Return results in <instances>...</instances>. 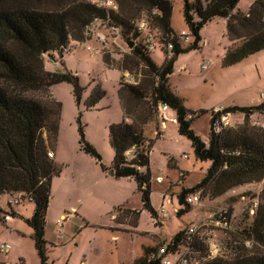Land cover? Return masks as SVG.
I'll return each mask as SVG.
<instances>
[{
    "label": "rangeland",
    "instance_id": "obj_1",
    "mask_svg": "<svg viewBox=\"0 0 264 264\" xmlns=\"http://www.w3.org/2000/svg\"><path fill=\"white\" fill-rule=\"evenodd\" d=\"M170 1V27L176 35L184 32L189 36V43H180L186 47L194 37L183 17V0ZM253 1L239 0L234 12L246 13ZM132 14L136 25L141 13L133 7ZM225 30L223 19L207 23L200 31V49L178 54L173 63L174 74L168 79L170 90L185 100L190 111L197 113L190 128L204 141L209 138L210 106L255 107L264 102V50L240 63L223 66L221 57L228 43ZM147 32L153 43L150 55L157 65H161L166 59L161 33L152 22H149ZM131 40V34L123 38L109 25L98 24L86 35L85 41L77 42L91 50L71 41V52L64 56L63 64L61 62L57 69L51 64L52 60L44 56L47 70L70 73L82 88L79 102L73 85L68 82L53 85L48 93L61 104L54 150L49 151L52 153L49 159L61 167V172L52 178L44 222L47 264H81V261L82 264H129L142 255L147 244L164 247L176 230H183L186 236L178 252L191 264L215 257L230 259L242 250L247 252L257 248L264 251L262 246L246 239L255 207L264 202L260 197L264 183L235 187L216 197L211 196L209 189L200 190V202L191 205L182 215H176L175 208H184L178 202L179 193L195 186L210 162L195 158L189 140L177 135L175 124L166 122L163 140L156 139L149 151L150 203L159 208L162 193L169 202L172 201V204L165 203L163 216L157 213L158 210L156 218H151L143 208L141 193L133 180L113 178L109 174L114 152L109 144L108 128L110 124L122 121L118 90L123 72L117 68L123 57L130 53L127 42ZM202 40L205 44L201 46ZM139 41L143 42V38L137 39V43ZM209 58L207 69L201 72V64ZM180 63L187 65L181 73L176 71ZM137 73L134 77L140 78ZM95 90L102 94L90 104ZM78 120L85 140L98 152L106 170L82 150ZM262 120L264 114L255 111L249 117V124L264 127L260 124ZM231 123L230 128L241 125L243 114L232 113ZM161 127V119L154 112L153 121L143 127V134L146 139L156 138L155 133ZM132 154V151L127 152L126 157ZM183 154L186 159L181 158ZM180 170L186 172L180 173ZM158 178H161L159 182ZM10 195L0 197L3 209L7 213L16 211L19 216L15 213L10 222L0 220V245H9L7 251H0V264H40L31 238L32 230L25 222L33 212V202L25 194ZM17 195H20L19 203L12 204L10 209L7 203ZM140 210L143 211L141 215ZM221 211L227 213L229 227L226 229L216 224L217 214ZM61 215L66 219L62 222L59 238L55 222ZM137 219L134 231L130 226ZM153 227L159 234H146L154 231ZM169 258L174 260L175 257L170 255Z\"/></svg>",
    "mask_w": 264,
    "mask_h": 264
},
{
    "label": "trees",
    "instance_id": "obj_2",
    "mask_svg": "<svg viewBox=\"0 0 264 264\" xmlns=\"http://www.w3.org/2000/svg\"><path fill=\"white\" fill-rule=\"evenodd\" d=\"M238 1L183 0V17L194 40L182 47L170 27V0H115V11L97 7L87 0H0V197L25 194L33 202V212L25 222L32 230L40 264H47L44 222L51 181L61 172V167L47 156L48 151L54 150L61 110V104L48 93L53 85L68 82L73 85L79 102L82 91L75 76L47 70L44 56L52 60L53 54H60L71 41H85L86 29L94 19L117 28L123 38L132 35L128 41L133 43L130 53L123 57L117 69L132 77L139 71L137 75L141 77H134L135 83H126L122 77L119 83L120 106L129 122L122 120L109 125V144L114 152L110 169L114 178L134 180L143 208L151 218H156V211L149 200V151L158 136L146 139L143 127L153 121L154 112L159 119V105H166L175 113L177 133L189 140L195 158L210 162L204 177L179 193L178 202L184 208L176 212L177 216L190 209L183 202L188 193L209 189L211 196L216 197L237 186L264 183V127L249 124L253 112L264 114V102L255 107H226L231 113L241 112L243 123L219 134L209 131L205 143L190 128L197 113L185 108L182 99L168 86L178 54L199 50L200 31L214 19L226 20V35L235 42L226 50L223 66H231L264 50V0H254L246 13L234 12ZM133 7L141 14L156 10V14L148 15V22L160 31L165 55V46L171 43L173 47L172 56L163 64L157 65L144 43H137L141 35L132 20ZM101 94L95 90L90 104ZM78 124L82 150L106 170L98 152L85 140L79 120ZM128 151L133 152L129 158ZM260 197L264 199V185ZM9 214L16 215L14 211ZM246 235L247 241L264 248V202L257 205ZM185 238L184 231L179 230L164 247H144L142 255L132 264H160L158 250L164 248L165 254L176 253ZM243 251L230 259L215 257L200 264H264V251L257 248Z\"/></svg>",
    "mask_w": 264,
    "mask_h": 264
},
{
    "label": "built area",
    "instance_id": "obj_3",
    "mask_svg": "<svg viewBox=\"0 0 264 264\" xmlns=\"http://www.w3.org/2000/svg\"><path fill=\"white\" fill-rule=\"evenodd\" d=\"M87 1H89L90 3L100 8L113 10V11L117 10V5H116L115 0H87ZM149 14L151 15L156 14V10L150 9L148 12L142 13L140 20L135 25V28H136V31L141 35V38H143V43L146 49L148 51H151L153 50L152 38L147 32L148 25H149V22H148ZM98 24H100V21H98L97 19H94L90 23V25L87 27L86 35L90 34L94 29H96ZM112 29L118 32L117 28L112 27ZM178 40H179V43H189V36L186 33L181 32V34L178 35ZM75 44H80V43L75 42ZM80 45L85 46L83 43H81ZM85 48L86 50H91L90 47L87 45L85 46ZM172 48L173 47L171 43H168L165 46L166 58H170L172 56ZM70 52H71V47L70 45H67L66 47L62 48L60 54L54 53L53 59H52L53 66L57 68L62 62L64 56ZM208 65H209V61H205L203 64H201L200 71L204 72L207 69ZM122 77H123V81L126 83H135L132 76H130L128 73H122ZM167 109L168 108L166 105H159L158 107V116H159V119H161L162 127L160 131L155 133V135H157L159 139H163L164 137V131H165L164 122L166 121V119L163 117L162 113L166 111ZM231 118H232V113L230 111H226L225 108L223 107H215L211 109L210 120H209V131H211L214 134H219L224 129L232 127ZM47 156L51 158L52 153L48 151ZM182 158L184 159L186 158V156L182 155ZM157 180L159 182L161 178H158ZM17 196H18L17 198L13 199L14 203H19L20 195H17ZM160 197H161V204L159 208V214L163 216V214L161 213L164 210L163 208H164L165 203H169V200L166 196H164L163 193L161 194ZM183 202L190 206L198 204L200 202V191H196V192L188 193L184 195ZM251 213H253V209H251ZM225 215H226V211H221L217 214V217H216L217 218L216 224L219 227L224 228V229L229 227V222H228V219L225 217ZM10 219H11V215L9 213H5L2 215L3 222H8ZM65 219H66V216L62 215L58 219H56V222H55L57 226V234L59 238L61 235L62 222ZM8 249H9V245L7 244L0 245V251L5 252ZM170 255L175 257L174 260L169 258ZM157 256L160 258V264H191L189 262V259L185 255H182L179 252H176L173 254H165L164 248H160L158 250Z\"/></svg>",
    "mask_w": 264,
    "mask_h": 264
},
{
    "label": "crops",
    "instance_id": "obj_4",
    "mask_svg": "<svg viewBox=\"0 0 264 264\" xmlns=\"http://www.w3.org/2000/svg\"><path fill=\"white\" fill-rule=\"evenodd\" d=\"M225 22H226V20L225 19H223ZM225 33H226V30H225ZM204 43L203 44H201V46L202 45H204L205 44V40H202ZM233 44H235V42L234 41H231V40H229L228 39V43H227V45H226V47H225V50H224V53L222 54V57L221 58H223V56H224V54H225V52H226V50L229 48V47H231ZM261 51H263V50H261ZM261 51H259V52H261ZM259 52H257V53H255V54H258ZM255 54H253V55H255ZM252 55H250V56H247L244 60H246L247 58H249V57H251ZM65 58V57H64ZM64 58H63V60H62V64H63V61H64ZM177 59V58H176ZM175 59V60H176ZM209 60H211L210 58L208 59V61ZM244 60H242V61H244ZM242 61H240V62H242ZM240 62H238V63H240ZM52 64V63H51ZM237 64V63H236ZM174 65L175 64H173V66H172V74L171 75H173L174 74ZM234 65V64H233ZM186 67H187V65L185 64V63H180L179 64V66H178V68H177V72H183V71H185L186 70ZM57 69V68H56ZM56 69H54V70H56ZM52 71V70H51ZM57 71V70H56ZM120 72V71H119ZM171 75L169 76V78L171 77ZM168 78V79H169ZM168 86H169V81H168ZM169 89H170V86H169ZM171 91V90H170ZM174 95H176V96H178V94L177 93H175V92H173V91H171ZM179 97V96H178ZM180 98V97H179ZM182 99V98H181ZM182 101H183V104H184V107L185 108H188V107H186V102H185V100L184 99H182ZM232 106H237V105H229V106H225V107H232ZM215 107H224V106H217V105H213V106H210V108H209V110H211V109H213V108H215ZM237 107H240V106H237ZM189 109V108H188ZM120 111H121V118H122V120H125V121H127L128 122V119H125L124 118V115H123V112H122V109H121V106H120ZM162 115H163V117L166 119V121L164 122V125H165V131H164V136H165V134H166V130H167V126H166V122H170V123H172V124H175L176 125V127H175V131H176V133H177V128H178V126H177V123H176V120H175V113L173 112V111H171V110H169V109H167L166 111H164L163 113H162ZM262 126H264V120H262L261 121V123H260ZM177 135H178V133H177ZM164 138V137H163ZM149 139H152V138H149ZM160 140V139H159ZM163 140V139H162ZM206 141H204L203 140V142H205V143H207V141H208V139H205ZM154 143V142H153ZM153 145V144H152ZM130 151H128V153H129ZM164 153H166V154H168V152H164ZM54 154V157H55V153H53ZM183 155H185L186 156V154H183ZM181 158H182V156H181ZM186 158H187V156H186ZM186 158H184V159H186ZM175 160V159H174ZM176 161V160H175ZM149 164H150V162H149ZM111 167V166H110ZM108 171H110V168H109V170ZM113 172V171H112ZM182 172H186V171H183V170H180V173H182ZM204 175H205V173L203 174V176H202V178L204 177ZM112 177L114 178V176L112 175ZM202 178H200V180L202 179ZM118 179H128V180H133L132 178H118ZM134 181V180H133ZM198 183V182H197ZM261 183H263V181H260V182H258V183H248V184H244V185H241V186H237V187H241V188H247V187H249V186H253V185H257V184H261ZM11 196V195H10ZM160 196H161V194H160ZM12 198H13V196H11ZM11 198V199H12ZM161 198V197H160ZM10 199V200H11ZM172 202V201H171ZM171 202H169L170 204H172ZM8 204V206L10 207V209L12 208L11 207V205L12 204H18V203H14L13 202V200H12V202H8L7 203ZM151 204V206H152V208L157 212L158 210H159V208H160V206H159V208H156V206H154L152 203H150ZM0 209H2L4 212H6L7 213V211H5L4 209H3V205H2V203H1V200H0ZM33 209H34V204H33ZM178 210H180V208H175L174 209V211L175 212H177ZM15 213H17L16 211H14ZM143 213V211L142 210H140V215ZM157 213H159V211L157 212ZM17 215L19 216V214L17 213ZM31 216V215H30ZM29 216V217H30ZM62 216V215H61ZM12 219H10L8 222H10ZM138 223V219L135 221V224L134 225H131L130 226V228H132V229H134V231L136 230V228H137V224ZM179 224V223H178ZM119 225H122V223H120ZM176 226L177 225H175V228H176ZM154 228V231H151V232H147L146 234H148V235H151V236H156V235H158L159 233L157 232V229H155V227H153ZM126 230H128V229H126ZM130 231V230H129ZM177 232V230L175 231V232H173L172 234H171V236L170 237H172L175 233ZM139 233H143V232H139ZM31 235H32V233H31ZM149 244H147V245H145L144 247H150V246H148ZM143 247V248H144ZM85 257V256H84ZM83 257V258H84ZM138 258V257H137ZM136 259V258H135ZM134 259V260H135ZM134 260H132L129 264H132V262L134 261ZM83 262L81 261V264H82Z\"/></svg>",
    "mask_w": 264,
    "mask_h": 264
},
{
    "label": "water",
    "instance_id": "obj_5",
    "mask_svg": "<svg viewBox=\"0 0 264 264\" xmlns=\"http://www.w3.org/2000/svg\"><path fill=\"white\" fill-rule=\"evenodd\" d=\"M127 46L131 49L132 46H133V43L132 42H127ZM109 174L112 176L113 175V172L110 170L109 171Z\"/></svg>",
    "mask_w": 264,
    "mask_h": 264
}]
</instances>
